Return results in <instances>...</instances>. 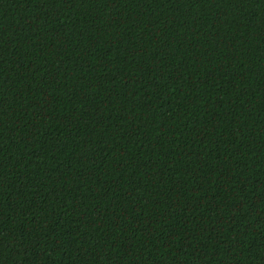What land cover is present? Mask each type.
<instances>
[{"label": "trees", "instance_id": "trees-1", "mask_svg": "<svg viewBox=\"0 0 264 264\" xmlns=\"http://www.w3.org/2000/svg\"><path fill=\"white\" fill-rule=\"evenodd\" d=\"M0 264H264V0H0Z\"/></svg>", "mask_w": 264, "mask_h": 264}]
</instances>
